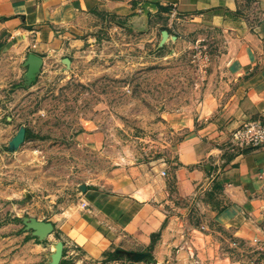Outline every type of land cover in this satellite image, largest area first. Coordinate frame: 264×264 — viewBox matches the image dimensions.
Segmentation results:
<instances>
[{
  "label": "rangeland",
  "instance_id": "1",
  "mask_svg": "<svg viewBox=\"0 0 264 264\" xmlns=\"http://www.w3.org/2000/svg\"><path fill=\"white\" fill-rule=\"evenodd\" d=\"M248 2L238 0L234 17ZM155 8L91 16L79 46L30 75L0 54V264H264L262 242L236 240L215 222L222 191L177 174L186 127L221 130L233 118L232 17ZM131 181L169 187L166 211L183 222L182 236L198 229L207 244L157 248L166 220L153 244L88 258L63 227L87 210L85 193L108 199ZM38 223L53 230L42 235Z\"/></svg>",
  "mask_w": 264,
  "mask_h": 264
},
{
  "label": "crops",
  "instance_id": "2",
  "mask_svg": "<svg viewBox=\"0 0 264 264\" xmlns=\"http://www.w3.org/2000/svg\"><path fill=\"white\" fill-rule=\"evenodd\" d=\"M143 5L167 8L183 18L212 13L232 17L228 58L230 74L237 82L233 118L221 130L186 127L177 154V174L182 178L186 174L195 188L220 189L215 222L236 240L254 238L264 245V146L238 149L230 141L231 133L246 121H264V0H249L243 18L234 17L240 10L238 0H0V54L9 52L24 70L27 57L35 55L44 70L57 56L83 42L77 35L84 20L108 11L136 12ZM169 192V187L131 181L126 190L108 199L96 197L95 191L85 193L81 201L87 210L80 209L78 218L63 227L64 234L88 258H100L123 242L146 246L166 220L157 248L207 244L210 235L198 229L190 228L187 238L182 236L183 222L167 212L173 204L166 196Z\"/></svg>",
  "mask_w": 264,
  "mask_h": 264
},
{
  "label": "built area",
  "instance_id": "3",
  "mask_svg": "<svg viewBox=\"0 0 264 264\" xmlns=\"http://www.w3.org/2000/svg\"><path fill=\"white\" fill-rule=\"evenodd\" d=\"M230 141L238 149L263 147L264 121H246L231 133ZM262 194L264 196V187L262 190ZM252 242L257 243V239H253Z\"/></svg>",
  "mask_w": 264,
  "mask_h": 264
},
{
  "label": "water",
  "instance_id": "4",
  "mask_svg": "<svg viewBox=\"0 0 264 264\" xmlns=\"http://www.w3.org/2000/svg\"><path fill=\"white\" fill-rule=\"evenodd\" d=\"M150 7H154V6H150ZM166 34L165 32L163 33V35ZM64 63L68 64L69 60L68 59H64ZM25 66H27V74L30 75L33 72H36L38 70V68H40L41 66V62L40 59L35 56V55H29L27 57ZM24 136V131H21L17 137L13 140V145L14 147H16L22 140ZM80 190L85 191V187L84 186H80L79 187ZM39 229H40V233L42 235L48 234L53 230V227L51 224L48 223H38L37 224Z\"/></svg>",
  "mask_w": 264,
  "mask_h": 264
},
{
  "label": "trees",
  "instance_id": "5",
  "mask_svg": "<svg viewBox=\"0 0 264 264\" xmlns=\"http://www.w3.org/2000/svg\"><path fill=\"white\" fill-rule=\"evenodd\" d=\"M157 237H158V234H156V233L150 235L151 244H153L155 238H157Z\"/></svg>",
  "mask_w": 264,
  "mask_h": 264
},
{
  "label": "bare ground",
  "instance_id": "6",
  "mask_svg": "<svg viewBox=\"0 0 264 264\" xmlns=\"http://www.w3.org/2000/svg\"><path fill=\"white\" fill-rule=\"evenodd\" d=\"M164 37H166V34H164ZM58 250V249H57Z\"/></svg>",
  "mask_w": 264,
  "mask_h": 264
}]
</instances>
